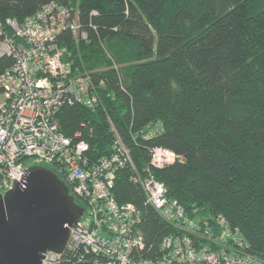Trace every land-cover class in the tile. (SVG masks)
<instances>
[{"label": "trees", "instance_id": "obj_1", "mask_svg": "<svg viewBox=\"0 0 264 264\" xmlns=\"http://www.w3.org/2000/svg\"><path fill=\"white\" fill-rule=\"evenodd\" d=\"M51 1L72 8L86 34L67 30L56 43L74 70L103 81L93 109H59L60 132L71 137L86 123L96 161L111 150L113 125L142 174L188 215L222 216L264 263V0H0V20L22 22ZM12 63L0 56V74ZM147 127L160 131L148 138ZM155 146L176 160L152 167ZM130 177L120 169L112 192L139 211L142 254L153 258L173 230Z\"/></svg>", "mask_w": 264, "mask_h": 264}, {"label": "built area", "instance_id": "obj_2", "mask_svg": "<svg viewBox=\"0 0 264 264\" xmlns=\"http://www.w3.org/2000/svg\"><path fill=\"white\" fill-rule=\"evenodd\" d=\"M72 11L51 1L22 22L0 20V56L13 60L0 74V191L11 188L12 179L20 180L27 164L40 162L60 174L86 208L85 219L77 224L82 229L71 228L64 253L50 252L42 264H264L245 252L244 241L222 216L211 222L188 215L147 169L142 174L113 125L111 150L96 161L86 155V136L92 133L86 123L71 137L60 132L59 109L72 104L93 109L99 103L97 89L103 86L102 80L96 84L89 75L74 70L67 50L56 43L67 30L77 38L86 37ZM155 130L160 128L147 127V137L154 136ZM149 155L154 168L177 158L158 146ZM125 167L142 189L145 203L173 230L162 238L153 258L142 254L139 211L131 203L119 204L112 192L117 172Z\"/></svg>", "mask_w": 264, "mask_h": 264}, {"label": "water", "instance_id": "obj_3", "mask_svg": "<svg viewBox=\"0 0 264 264\" xmlns=\"http://www.w3.org/2000/svg\"><path fill=\"white\" fill-rule=\"evenodd\" d=\"M21 171L0 191V264H42L50 252L62 255L71 228L85 219L86 208L54 169L34 162Z\"/></svg>", "mask_w": 264, "mask_h": 264}, {"label": "rangeland", "instance_id": "obj_4", "mask_svg": "<svg viewBox=\"0 0 264 264\" xmlns=\"http://www.w3.org/2000/svg\"><path fill=\"white\" fill-rule=\"evenodd\" d=\"M75 38H77V37H75ZM77 39H79V38H77ZM77 39H76V41H78ZM78 42H79V41H78Z\"/></svg>", "mask_w": 264, "mask_h": 264}]
</instances>
